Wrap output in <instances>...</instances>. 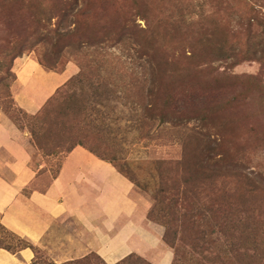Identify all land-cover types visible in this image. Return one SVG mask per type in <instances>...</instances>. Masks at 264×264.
Listing matches in <instances>:
<instances>
[{
  "label": "trees",
  "instance_id": "trees-1",
  "mask_svg": "<svg viewBox=\"0 0 264 264\" xmlns=\"http://www.w3.org/2000/svg\"><path fill=\"white\" fill-rule=\"evenodd\" d=\"M2 1L0 10L7 7V14L24 11L28 15L25 35L14 39L0 56L6 61L7 73L15 58L29 53H37L38 64L49 71L62 70L69 62L75 63L79 70L78 77L58 88L36 115H25L31 140L43 156L61 154L66 158L80 147L111 164L134 184L117 168L115 160L105 155L109 149L91 125L83 95L74 91L83 84L107 87L113 76L105 74L109 78L101 77L102 66L121 74L116 68V60L121 57H107L110 49L105 45L110 43L111 48L119 50L128 61V67L124 64L123 70L125 92L139 105L140 124L145 131L142 139L156 146H168L170 151L177 149L170 161L159 163L162 187L153 198L157 206L155 204L148 213L149 220L158 206L164 213L161 220L165 221L161 224L166 231L162 240L174 251L173 264H176L179 247H175L174 239L168 241L172 236L170 222L173 223V217L166 221V211L171 210L172 200L177 207L178 202L182 210L187 207L190 211H181L182 214L174 211L172 216L181 214L186 219L193 213V218L205 219L203 226L188 224L187 227H191V233L205 228L207 234L200 231L197 236L221 237L225 248V255L221 257L216 250L217 241L209 243L195 239L189 242L190 251H193L192 264H209V257L213 259L211 263L226 264V261L230 262L228 252L237 264H262L259 261L264 260V170L255 174L249 170L258 150H264V138L253 133L256 143L246 144L241 151L243 155L236 154L233 139L227 134L233 128L235 118L231 119L228 111L234 108L236 100L245 98L246 91L219 102L216 96L209 101L197 88L200 84L197 79L204 73L216 83L220 77L226 78L221 73L226 66L236 67L243 62L264 63L263 42L252 37L249 41L257 40L247 42L249 47L244 45L239 51L232 47L225 29L228 23L246 28L252 26L258 19L254 0H244L252 15L231 21L220 16L216 10L219 3L216 7L214 0H201V12L188 22L190 27L201 26L202 31L186 35V4L183 0H161L160 14H153L149 0H25L24 5L22 0H7L4 5ZM54 3L64 6L65 10L55 7ZM129 3L131 11L127 10ZM67 18L70 27L62 29L60 25ZM53 20L58 24L52 30ZM139 20L144 22V27L137 24ZM197 60L202 64L192 63ZM231 79H236V83L240 81L237 77ZM256 80V77L246 79L249 92L257 85ZM5 99L11 100V97ZM190 122L197 126L189 128ZM59 171L47 178L45 175L50 171L39 170L25 192L45 193ZM0 249L13 255L30 249L34 254L32 264H55L41 260L37 247L9 232L1 224V217ZM62 264L106 263L90 254ZM117 264L150 263L129 256Z\"/></svg>",
  "mask_w": 264,
  "mask_h": 264
},
{
  "label": "rangeland",
  "instance_id": "rangeland-1",
  "mask_svg": "<svg viewBox=\"0 0 264 264\" xmlns=\"http://www.w3.org/2000/svg\"><path fill=\"white\" fill-rule=\"evenodd\" d=\"M1 1L2 0H0V2ZM149 1V3H151L150 8L153 10V14H160L162 10L160 5L161 0ZM183 1L186 4L184 14L187 19V23L184 25L185 35L195 31H202V27L199 25L190 27L188 21L190 19L193 20L195 16L201 12L199 7L201 6L200 4L203 3L201 0ZM219 1L220 0H214L215 6L219 3V6H216L217 8H215L216 10H219L218 12L220 16L226 18L228 21L252 15L250 14V6H248L244 0H221L222 3ZM2 2H4L2 3V5H4L7 3V0ZM25 2V0H22V5H24ZM254 3L257 5L255 6V16L258 19L252 23L250 28H246L244 25L235 26V23H228L226 24L227 27H225L232 47L239 51H241V49L243 50L244 45H248L247 47H249V44L252 41H256L257 38L260 42H263L264 46V0H254ZM54 4L55 7L65 10L64 6L59 5L58 3ZM131 6L132 5H130V3L127 5L128 11H131ZM188 6L193 8L191 9ZM204 10L209 11L207 7H204ZM210 10L213 9L211 8ZM109 12L113 13L112 10H109ZM8 15H11V17L7 18ZM27 22L28 15L24 11L7 14V7L0 10V56L2 55V51L5 52L14 39L25 35L24 32L27 27ZM57 24L58 23L53 20L51 22V29L53 30ZM137 24L144 27L143 21L139 20L137 21ZM66 26L70 27L69 18H67L66 21H62L60 25L62 29ZM252 37L257 38L256 40L253 39L249 41ZM247 42H249V44ZM105 46L110 49L107 57H121L119 61L116 60V68L121 74L102 66L101 77L104 76L106 79L109 78V76H106L105 74L113 76V78L110 77L113 81L107 83V87H89L86 86V84H83L78 86L74 91L83 95V99L87 105V115L90 118L91 125L100 135V141L109 149L108 154L105 155L114 159L117 168L122 170L126 176L134 181L133 185L135 190L144 199H146L152 209L155 204L157 206V202H155L153 198H156L159 188L162 187V185L159 184V178L161 177V171L160 173L158 171V166H160L159 163L165 162L166 160L170 161L177 154V149L175 148V150L170 151L169 149L171 148L168 146H156L154 143L146 142L142 139L145 131L140 124L139 105L125 92L126 78L123 70L126 68L124 64L128 67V61H126L125 56L119 50L111 48L112 44L108 43ZM187 47H189V44H187ZM45 48L48 49V46L45 45ZM262 50L264 51V47ZM38 57L39 55L37 53H29L15 58L10 72L8 73L6 70V61L0 59V120H9L19 131L27 135L26 138L28 139L30 145L32 164L35 166L43 165L42 169L45 168L50 171L49 174L47 173L45 176L50 178L52 174H55L60 169L65 157L61 154L54 157H44L43 153L38 150L36 145L33 144L29 130L27 129L28 122L25 120L26 116L36 115L49 98L47 100L42 98L40 101L41 105H32L28 108L27 93L29 91L26 86H22L17 81L18 72L22 69L23 65H30L32 63L38 64ZM192 63L202 64V61L197 60L196 62L192 61ZM226 67L227 68L223 69L222 72L220 71L226 76V78L220 77L221 80L214 83L209 80L208 73H204L197 79V82L200 83L197 88L199 89L198 92L206 96L209 101H211L212 97L214 98L216 96L217 101L219 102L224 101L226 98L228 99L237 96V94L241 91H246L244 94L245 98L239 99L238 101L236 100L234 108L228 111L231 115V119L235 118V121L233 123V128L229 129L227 134L233 139L232 146L234 147V151L237 152L236 154L241 156L243 155L241 151L245 149L246 144L253 145L256 143V138L253 137V133H255L259 138H264V63L243 62L236 67ZM61 69L62 70H58L56 72L49 71L47 69L45 70L56 74H63L64 78L67 79L66 82L72 78L78 77L79 70L75 63L69 62ZM231 77H237L240 81L236 83V79H231ZM254 77L257 78L255 81L257 82V85H254L255 87L250 89L251 91L249 92L247 90L246 79ZM240 83L243 85H240ZM6 96H10L11 100L5 99ZM219 102H215L214 104ZM35 111L36 113L33 114ZM187 126H189V128H195L197 124L190 122ZM19 127H21L22 130ZM36 132H39V130L37 129ZM250 168L251 170L249 171H254V174L264 170V150H258L257 157L256 159L253 157ZM167 204H169V201H167ZM170 204L171 205L169 207L171 210L166 211V214H168V219L166 218V221H170V218L173 217V219H171L173 220V223L170 222L172 236L168 238V241L174 239L175 247H179L176 264H192L190 262L192 260L190 256L193 255V251H190L189 242L195 239H198L200 242L205 240L209 243L217 241V249H213H216L221 257L225 255V248L222 245L221 237L219 238L216 235L207 238L206 235L204 237L197 236V233L200 231H204L205 234H207L206 229H195L194 232L191 233V227H187L188 224L203 226V221L205 219H203V221L202 219L197 220L192 217L193 213H189L187 218L183 219L181 214L185 211L190 212L188 208L186 207L182 210L183 207L179 206L178 202L177 207L174 200H172V203ZM160 208L161 207L158 206V208L154 211V215L151 220H149V218L148 220L161 227L164 236L166 229L161 223H164L165 220H161V215L164 213L161 212ZM174 211H178V213L182 212L180 215L172 216ZM13 244L16 245L17 243L13 242ZM164 245L167 249H170L165 242ZM210 247H213V244ZM170 250L172 251L174 258V251L172 249ZM37 251L41 260H48L55 264H58L57 262L60 261L52 259L46 250H42L37 247ZM198 252L200 251L198 250ZM226 255H228V259L230 260V262L226 261V264H237L236 259L232 254L228 252ZM212 260L213 259L211 258L210 260L209 257L207 263L220 264L218 262L211 263ZM262 261H259V263L264 264V260Z\"/></svg>",
  "mask_w": 264,
  "mask_h": 264
},
{
  "label": "crops",
  "instance_id": "crops-1",
  "mask_svg": "<svg viewBox=\"0 0 264 264\" xmlns=\"http://www.w3.org/2000/svg\"><path fill=\"white\" fill-rule=\"evenodd\" d=\"M17 77L29 91L28 108L67 80L35 63L23 65ZM26 137L9 120H0V217L9 232L46 250L58 264L90 254L106 264L129 256L173 264L162 228L148 220L151 205L111 164L80 147L64 159L45 193L25 192L43 168L32 164ZM33 259L30 249L16 255L0 249V264H32Z\"/></svg>",
  "mask_w": 264,
  "mask_h": 264
}]
</instances>
